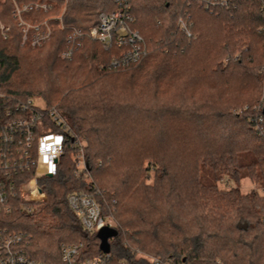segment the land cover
Listing matches in <instances>:
<instances>
[{
  "label": "trees",
  "instance_id": "trees-1",
  "mask_svg": "<svg viewBox=\"0 0 264 264\" xmlns=\"http://www.w3.org/2000/svg\"><path fill=\"white\" fill-rule=\"evenodd\" d=\"M32 3L50 9L23 12L19 19L16 6ZM129 3L132 28L144 38L147 57L128 69H110L119 51L105 50L87 35L74 61L63 64V82L56 87L49 67L68 32L87 34L101 13L114 12L118 4L68 0L63 13L64 0L0 1V22L10 29L5 40L0 30V112L43 97L46 107H57L73 134L86 141L88 167L87 172L78 171L77 150L68 136L55 176L40 181L47 202L31 204L28 213L14 201L11 213L0 212V234L26 235L27 255L47 263H59L68 244L83 243L89 256L99 255L97 235L84 232L68 205V197L77 193L94 197L102 214L116 220L118 236L110 241L115 264H151L148 257L173 264H264L260 200L216 185L228 176L235 182L252 177L264 186V125L260 135L251 120L223 110L230 99L218 100V90L226 93L235 84L257 81L247 67L254 41L264 38V0H227V6L211 7L206 0ZM186 12L199 36L191 41L178 26ZM21 20L36 25L47 21L49 40L34 50V31L28 30L24 42ZM227 47L240 51L239 60L230 64L231 73L216 64L218 50ZM34 57L30 70L21 68ZM42 62L45 70L38 65ZM84 69L76 87V75ZM42 77L43 89L35 83ZM199 88L209 94L200 96ZM253 90L260 95L258 84ZM203 169L210 171L213 184L204 182ZM151 171L155 180L147 184Z\"/></svg>",
  "mask_w": 264,
  "mask_h": 264
},
{
  "label": "built area",
  "instance_id": "built-area-1",
  "mask_svg": "<svg viewBox=\"0 0 264 264\" xmlns=\"http://www.w3.org/2000/svg\"><path fill=\"white\" fill-rule=\"evenodd\" d=\"M65 1V0H64ZM117 9L110 13H101L98 24L91 28L88 36L100 43L105 50L112 48L119 52L111 59L109 68L113 70L128 69L140 64L148 55L144 38L132 26L135 22L131 13L129 0H115ZM211 6H227V0H206ZM50 7L43 4H29L22 9L16 6V16L21 19L23 12L33 10L48 11ZM62 18L58 20L61 22ZM24 24V23H23ZM191 14L186 12L178 21L180 31L187 39L195 40L192 32ZM26 26V25H25ZM41 26L45 30L40 31ZM41 26L27 25L24 30L25 40L28 30L42 36L32 40L37 47L49 40L51 30L44 22ZM0 30L7 34L10 29L0 23ZM42 32V33H41ZM85 33L71 29L68 35V46L63 53L64 60H72L75 52L82 46ZM1 97V96H0ZM264 125V118L260 119ZM264 132V129H263ZM68 136L73 137V149L77 150L75 161L79 172H87L85 158L87 143L78 139L66 119L57 107H41L33 100L19 105L15 110L0 112V212H12L14 201L30 213L31 204H43L46 193L40 186L44 178L54 177L57 166L64 155ZM68 205L73 211L85 233L97 235L105 228L115 229L110 216L102 214L101 206L94 197L84 194H71ZM29 239L24 234H0V264H56L36 260L26 253ZM138 253V252H137ZM151 264H173L159 258L149 257ZM57 264H115L111 252H101L89 256L83 243L64 245L61 249L60 262Z\"/></svg>",
  "mask_w": 264,
  "mask_h": 264
},
{
  "label": "rangeland",
  "instance_id": "rangeland-1",
  "mask_svg": "<svg viewBox=\"0 0 264 264\" xmlns=\"http://www.w3.org/2000/svg\"><path fill=\"white\" fill-rule=\"evenodd\" d=\"M0 1H2V0H0ZM67 5H68V0H65L63 13L65 12ZM153 14H155V13H153ZM25 25L26 26L27 25L41 26V25H36L34 23H25L21 20L20 26H25ZM23 33H24V31H23ZM39 33L36 34V32L34 31L33 35L31 36V46H32V40L33 39H35L36 37L42 36ZM1 34L5 40L7 38V34H3L2 32H1ZM87 34H85L84 38H86ZM68 35H69V32L67 34L66 44L63 46L62 51H60L57 54L55 64L53 63V65H52V63H51V67H49V70L52 73V76L50 78H51V80L55 81L56 87L60 86V84H62V82H63V78L59 77V73L62 71L63 64L67 63V62H73L74 61L73 59L72 60H64L63 59V53L68 46V44H67L68 43ZM27 38H28V36H27ZM26 40H25V36H24L23 41L25 42ZM46 41H48V40H46ZM245 42H246V46H248V44H250L249 39H246ZM44 43H42L40 46H37V47L32 46V47L35 50L36 48L42 47V45ZM95 43L98 44V42H96V41H95ZM254 43L256 45V49H255L253 61L251 63V66H249L247 68H249V72L250 73L252 72L253 76L257 79V81L256 80H253V81L248 80V81L243 82V83L235 84L232 91H228L226 93L223 91H222L223 92L222 93L218 90V100H220L219 102H224L225 100L230 99L229 103L224 102L225 104H227V106L225 108H223V110H232L233 116L240 115L242 117V119L247 118L249 121L251 120L255 124V131L260 133L262 131L260 129L261 128L260 127V119L262 118V112L264 109V38L263 39L260 38L258 40L256 39L254 41ZM84 45H85V41L83 40L82 46L77 51L83 50ZM98 45H100V44H98ZM246 49H248V47H245V50ZM36 52H38V51H36ZM42 53H45V52H42ZM239 53H240V51H238L237 48H234V47H230V48L227 47L224 50H220V51L218 50V56L216 57V60H218V63L216 61V64H218V69L225 70L226 73H231L232 71H234V64L233 65H230V64L237 62L239 60V58H240ZM34 54H36V53H34ZM34 59H36V57L32 58L29 63L27 61L24 64H22L21 68L30 70L31 67L34 65V63H33ZM43 62L38 64V65L40 68H43L45 70L46 65L44 64L45 62L44 63ZM52 66H53V68H52ZM85 74H86L85 69L81 70L77 73V75H76L77 78L74 80L76 82L75 83L76 87L84 79ZM39 79L40 80H37L39 82H35V83H37V84L39 83L40 85H42V89H43L45 87L46 79L43 77L39 78ZM257 84L260 87V95L255 96L256 94H255L253 89H254V85H257ZM199 90H201V91H199ZM199 90L198 91L200 93V96H202V97L207 96L209 94V92L208 93L203 92L202 91L203 88H199ZM52 95H54V94H52ZM54 97H55V95H54ZM33 101L35 104H37L41 107H46V104H45V101L43 100V97L34 96ZM236 102L238 103L237 106H236ZM52 104H56L55 101H53ZM249 105H252L253 109L250 110L248 107ZM228 108H230V109H228ZM262 134H263V132L260 133V135H262ZM132 159L135 162L137 160V155L132 157ZM245 161H249V159H245ZM146 163L144 165V174H145V170L147 168ZM202 173H203L202 174L203 180L205 183L213 184L215 182L213 176L210 174V171L203 169ZM154 180H155V172L151 171L147 176V184H152L154 182ZM216 185L218 186L219 190H221V191L229 192V191L239 190L240 195H242V196H245V197L246 196H252V195L257 196L258 199L260 200V204L258 207L264 211V186L257 183V181L255 179H253L252 177H246L244 179L242 178L241 180H238L235 182V180H231L230 177L223 176L221 178V180L216 183ZM45 202H47V199ZM132 204L136 208L138 207V203L136 201H133ZM110 217L113 221V224L115 226H117L116 220H114V218L112 216H110ZM144 254L149 255L146 253H144ZM120 264H126V262H121ZM218 264H221V262L218 261Z\"/></svg>",
  "mask_w": 264,
  "mask_h": 264
},
{
  "label": "water",
  "instance_id": "water-1",
  "mask_svg": "<svg viewBox=\"0 0 264 264\" xmlns=\"http://www.w3.org/2000/svg\"><path fill=\"white\" fill-rule=\"evenodd\" d=\"M262 116L264 118V109L262 112ZM117 236H118V231L116 229L105 228V229L101 230L97 234V238L100 241V251L105 253V254H109L111 252L110 241L112 239L117 238Z\"/></svg>",
  "mask_w": 264,
  "mask_h": 264
}]
</instances>
